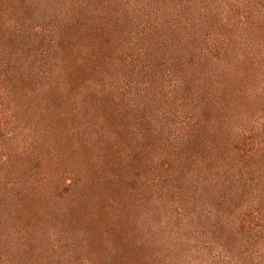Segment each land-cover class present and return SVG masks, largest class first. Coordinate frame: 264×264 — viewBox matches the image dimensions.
Returning a JSON list of instances; mask_svg holds the SVG:
<instances>
[{"label": "rangeland", "instance_id": "rangeland-1", "mask_svg": "<svg viewBox=\"0 0 264 264\" xmlns=\"http://www.w3.org/2000/svg\"><path fill=\"white\" fill-rule=\"evenodd\" d=\"M0 264H264V0H0Z\"/></svg>", "mask_w": 264, "mask_h": 264}]
</instances>
